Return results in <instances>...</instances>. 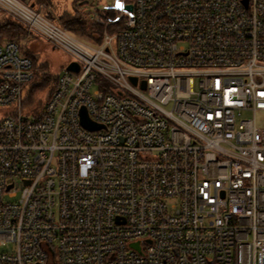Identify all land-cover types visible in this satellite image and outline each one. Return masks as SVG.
I'll return each mask as SVG.
<instances>
[{
    "label": "built area",
    "instance_id": "1",
    "mask_svg": "<svg viewBox=\"0 0 264 264\" xmlns=\"http://www.w3.org/2000/svg\"><path fill=\"white\" fill-rule=\"evenodd\" d=\"M32 3L67 61L31 106L0 41V264H264V0H119L97 45Z\"/></svg>",
    "mask_w": 264,
    "mask_h": 264
},
{
    "label": "trees",
    "instance_id": "2",
    "mask_svg": "<svg viewBox=\"0 0 264 264\" xmlns=\"http://www.w3.org/2000/svg\"><path fill=\"white\" fill-rule=\"evenodd\" d=\"M32 2H34L36 6H40L42 12L50 19L56 21L63 28L80 38H97L100 41L106 30L112 31L114 26L117 27L119 25V23L115 25L111 23L117 16V9L114 11L108 10L95 17V20L91 22L87 21L85 10L87 0H71L70 6H68V0H32ZM97 18H101L103 22L98 21ZM26 35L31 34L27 32L22 24L18 23L7 14L0 18V41L5 39L18 41L20 47L25 48V53L32 57L34 68H39L38 70H34L32 81L35 85L32 90L30 89L27 96L28 104L33 105L32 103L34 100L35 105L42 102V99L37 96V93L49 83L55 81V76L47 69H44L45 66L43 65L45 63L41 62L28 45L23 42ZM35 81L38 83H35ZM53 87L54 83L51 84L48 91H51Z\"/></svg>",
    "mask_w": 264,
    "mask_h": 264
},
{
    "label": "rangeland",
    "instance_id": "3",
    "mask_svg": "<svg viewBox=\"0 0 264 264\" xmlns=\"http://www.w3.org/2000/svg\"><path fill=\"white\" fill-rule=\"evenodd\" d=\"M24 1L32 2V0H24ZM70 2L71 0H68V6H70ZM117 3H119V0H87L85 4L86 20L91 22L95 20V17H97L98 15L104 12H107L108 10L110 11L111 10L114 11L115 9L118 10V7H116ZM5 14L6 13L0 8V18ZM85 40L94 45H97L101 41V40L99 41L97 38L85 39ZM23 42L28 45V47L36 54V56L40 59L41 62L46 64L43 65L45 66L44 69H47L51 73H59L63 70L62 65L65 64L67 61V56L63 51L53 47L46 40L40 39L39 37L33 35H26V37L23 39ZM25 51H26L25 48H21L22 53H25ZM35 69L36 68H34V70ZM35 83L38 82L35 81ZM53 83L54 81H52L42 90H40L37 93V96L40 97V99L44 98L51 84ZM34 85L35 84L33 83V81L27 82L25 84L24 96L26 97L28 96L30 89L32 90ZM32 104L34 105V100ZM31 106L30 108H32Z\"/></svg>",
    "mask_w": 264,
    "mask_h": 264
},
{
    "label": "water",
    "instance_id": "4",
    "mask_svg": "<svg viewBox=\"0 0 264 264\" xmlns=\"http://www.w3.org/2000/svg\"><path fill=\"white\" fill-rule=\"evenodd\" d=\"M245 2H247V0H244ZM32 5H34V3H32ZM128 8H131V5H128L127 6ZM68 69H73V70H77L78 69V64L76 62H71L68 66H67ZM145 81L143 83V86H145ZM81 116H82V122L89 126V127H96V124L91 121L87 115V112H86V109L83 108L82 109V112H81Z\"/></svg>",
    "mask_w": 264,
    "mask_h": 264
},
{
    "label": "snow or ice",
    "instance_id": "5",
    "mask_svg": "<svg viewBox=\"0 0 264 264\" xmlns=\"http://www.w3.org/2000/svg\"><path fill=\"white\" fill-rule=\"evenodd\" d=\"M116 7L121 8L122 5L120 3H117Z\"/></svg>",
    "mask_w": 264,
    "mask_h": 264
}]
</instances>
